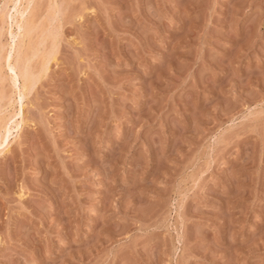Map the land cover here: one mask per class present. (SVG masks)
<instances>
[{"label":"rangeland","instance_id":"obj_1","mask_svg":"<svg viewBox=\"0 0 264 264\" xmlns=\"http://www.w3.org/2000/svg\"><path fill=\"white\" fill-rule=\"evenodd\" d=\"M17 1L0 264H264V0Z\"/></svg>","mask_w":264,"mask_h":264},{"label":"bare ground","instance_id":"obj_2","mask_svg":"<svg viewBox=\"0 0 264 264\" xmlns=\"http://www.w3.org/2000/svg\"><path fill=\"white\" fill-rule=\"evenodd\" d=\"M22 1H24V2H26V6L25 5H23V3L19 0V1H17V2H15L16 3V5L14 6V7H16V9H18V11H19V16H17L18 18H15V27H17L18 29V31H20V30H22L24 33H23V35L19 38L20 39V41H19V43H18V45H16L17 47L15 48V47H13V46H10L11 47V49L13 50L14 48L15 49H17V56L15 57V56H13V55H11V54H9L8 53V55L10 56H12V57H15L14 58V60L12 59V58H10V57H8L7 59H8V64L10 65L12 62L14 63L15 62V64H17V66L19 65L20 67H22L21 65H24L23 66V69L22 68H19L20 69V73H21V79H23V85H22V89H20L19 91H18V94H24L25 92H28L27 91V89H28V84H30V83H28V82H30L31 81V78H32V80H33V78L34 77H32L33 75V73H32V71L30 72L29 70H30V67H29V69H28V65L30 64V59H33V57L32 56H35V55H31V57H30V59H29V57L28 56H26V54L24 55L23 54V50L26 48V46H27V42L28 41H31V39L29 40V37H31V32L34 30L33 29V27H32V25L31 24H29L30 22L27 20V19H25L24 17V13L25 12H27V10H29V8H30V4H31V1L32 0H22ZM20 2V3H19ZM15 10V9H14ZM27 14V13H26ZM13 20V19H12ZM14 26V25H13ZM13 26L10 28V36H12V35H14V32H15V30H14V28H13ZM32 27V29H31V27ZM37 28V27H36ZM32 30V31H31ZM17 31V32H18ZM21 32V31H20ZM15 36H17V35H15ZM20 36V35H19ZM48 36V35H47ZM13 37V36H12ZM51 38V37H50ZM55 38V37H54ZM18 39V38H17ZM34 40V39H33ZM18 42V41H17ZM29 43V42H28ZM15 44V43H14ZM30 44V43H29ZM53 44V43H52ZM40 45H41V43H40ZM30 46V48H32L31 47V45H29ZM1 47V46H0ZM28 47V46H27ZM37 47H38V45H37ZM29 48V49H30ZM0 49H3V48H0ZM15 49H14V51H15ZM53 49H54V47H53ZM10 50V49H9ZM26 50H28V49H26ZM30 50H32V49H30ZM36 50V49H35ZM34 50V51H35ZM38 51V50H37ZM9 52V51H8ZM26 51L24 50V53H25ZM34 53V52H33ZM1 54V53H0ZM34 54H36V53H34ZM37 54H38V52H37ZM37 54H36V56H37ZM7 57V56H6ZM47 57V56H46ZM37 58V57H36ZM45 58V57H44ZM49 58H50V56H49ZM7 62V61H6ZM14 64V65H15ZM44 64V63H43ZM11 66V65H10ZM18 66V67H19ZM44 66V65H43ZM42 66V67H43ZM12 67V66H11ZM15 68H16V66H15ZM14 69V68H13ZM42 69V68H41ZM19 71V70H18ZM42 72V71H41ZM11 73H12V71H11ZM16 75V74H15ZM18 76H20V75H18ZM14 78V80H15V78L16 77H13ZM17 79V78H16ZM34 81V80H33ZM32 81V82H33ZM15 85V84H14ZM16 93V92H15ZM17 94V93H16ZM3 95V94H2ZM3 97V96H2ZM20 108V107H19ZM1 115V114H0ZM15 117V116H14ZM2 119V118H1ZM0 119V120H1ZM8 120V119H7ZM11 122V121H10ZM14 122V121H13ZM1 125H3V126H1L0 127V130H1V134H0V145H2V144H4L5 142H6V140H7V138L8 137H10L11 136V132H10V130H9V127H8V123L7 124H2V123H0ZM16 124V127L18 126V124H17V122L15 123Z\"/></svg>","mask_w":264,"mask_h":264}]
</instances>
